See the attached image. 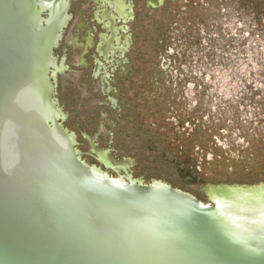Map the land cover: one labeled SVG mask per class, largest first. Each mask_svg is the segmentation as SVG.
Here are the masks:
<instances>
[{
  "label": "water",
  "instance_id": "water-1",
  "mask_svg": "<svg viewBox=\"0 0 264 264\" xmlns=\"http://www.w3.org/2000/svg\"><path fill=\"white\" fill-rule=\"evenodd\" d=\"M166 3L135 64L142 126L129 100L117 143L134 179L89 165L64 126L70 0H0V264H264V0Z\"/></svg>",
  "mask_w": 264,
  "mask_h": 264
},
{
  "label": "flooded vegetation",
  "instance_id": "flooded-vegetation-1",
  "mask_svg": "<svg viewBox=\"0 0 264 264\" xmlns=\"http://www.w3.org/2000/svg\"><path fill=\"white\" fill-rule=\"evenodd\" d=\"M166 2L70 0L68 14L71 19L55 50L58 59L54 70L56 97L66 114L64 126L75 123V130H69L76 135L83 160L89 165L95 163L112 176L131 175L135 179L133 168L136 164L130 158H120L117 143L128 138V125L136 120L129 113L132 106L129 100L136 103L134 114L142 126L144 72L135 64H145L144 20L154 22L164 14ZM154 24H158V20ZM156 32L161 31L157 28ZM172 53L169 50V54ZM168 63L172 64L168 69L174 74L173 79L181 80L183 74L177 62L170 60ZM182 71L185 70L182 68ZM70 101L75 102L74 112L69 110ZM170 121L178 126L188 124L181 117ZM88 125L94 128L93 133L87 131ZM102 151L123 166H105Z\"/></svg>",
  "mask_w": 264,
  "mask_h": 264
}]
</instances>
